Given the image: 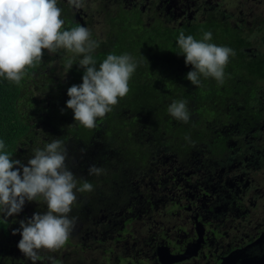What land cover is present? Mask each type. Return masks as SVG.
Wrapping results in <instances>:
<instances>
[{
	"label": "flooded vegetation",
	"instance_id": "flooded-vegetation-1",
	"mask_svg": "<svg viewBox=\"0 0 264 264\" xmlns=\"http://www.w3.org/2000/svg\"><path fill=\"white\" fill-rule=\"evenodd\" d=\"M94 2L99 7L91 10ZM57 3L63 27L76 24L102 31L121 9L139 10L147 29L153 24L190 29L216 21L226 31H242L243 50L264 56V0H83L78 10L69 0ZM65 7L70 8L68 16ZM98 11L104 20H95ZM258 89L262 101L251 104V112L245 115L227 111L222 120L221 115L214 118L218 138L198 144L199 150L191 156L157 151L139 167L129 161L121 178L114 176L112 167L106 177L101 174L95 179L96 189L87 195L102 200L89 207L91 211L79 213V225L88 235L77 251L81 254L75 256L77 264H241L248 257L262 255L264 80ZM253 112L259 115L256 120H251ZM229 133L239 134L241 141L226 139ZM222 136L225 143L219 139ZM121 179L126 186L121 185L115 195L118 186L114 183L120 185ZM87 195L81 194V203ZM115 196L124 202L116 205L122 208L118 211L116 206L105 205ZM87 242L100 254L90 252L85 257Z\"/></svg>",
	"mask_w": 264,
	"mask_h": 264
},
{
	"label": "trees",
	"instance_id": "trees-1",
	"mask_svg": "<svg viewBox=\"0 0 264 264\" xmlns=\"http://www.w3.org/2000/svg\"><path fill=\"white\" fill-rule=\"evenodd\" d=\"M69 9L64 8L65 16L70 14ZM111 20L102 38L89 27L90 38L99 45L91 53L97 67L108 54L127 53L139 64L129 81L128 94L119 98L111 112L97 119L95 128L88 129L76 122L73 110L66 105L70 99L68 88L83 82L85 69L79 65L82 54L65 49L55 53L45 50L40 61L26 67L19 84L0 77V140L5 142L4 151L26 165L34 148L60 139L68 149L67 164L79 185L85 180L93 185V191L77 193L78 199L69 213L76 218L75 223L80 220V209L85 203L84 200L81 203V194L84 197L93 193L97 186L95 179L101 176L88 174L91 165L102 167L105 177L114 167V176L121 178L129 161L139 167L157 151L191 156L199 150L198 144L218 138L214 118L221 115L222 120L227 111L235 116L245 115L251 112V104L262 101L258 88L264 80V56L243 50L246 43L242 31H226L216 21L195 24L190 29L155 24L147 29L139 10L121 9ZM74 27L76 24H69L61 31ZM181 31L197 40L210 31V43L219 45L216 41L221 37L222 46L234 50L235 55L230 56L225 67L223 84L201 76V84L196 86L186 78L193 66L185 63L183 54L177 53ZM181 99L187 102L190 115L187 123L176 120L167 111L173 100ZM251 116V120H256L259 115L253 112ZM226 136L237 143L241 141L239 134ZM219 139L225 143L223 136ZM23 214L24 209L10 217L0 213V264H33L18 248L22 236L15 230L20 228ZM70 243L72 238L67 242ZM40 255L41 261L36 264H52L47 262L50 254L41 250ZM59 261L55 258L56 264Z\"/></svg>",
	"mask_w": 264,
	"mask_h": 264
},
{
	"label": "clouds",
	"instance_id": "clouds-1",
	"mask_svg": "<svg viewBox=\"0 0 264 264\" xmlns=\"http://www.w3.org/2000/svg\"><path fill=\"white\" fill-rule=\"evenodd\" d=\"M69 4L77 10L84 6L83 0H69ZM61 14L57 0H0V77L19 84L26 67L40 61L45 50L55 53L65 49L82 54L79 65L85 69L83 82L68 88L70 99L66 105L73 110L76 122L93 129L97 119L111 112L119 98L128 94L129 81L139 61L127 53L108 54L97 67L91 53L99 45L90 38V29L79 26L61 31L65 24ZM211 40L210 31L204 32L202 40L186 36L183 31L179 34L177 53L193 66L186 77L193 85L201 84V76L223 84L225 67L230 56L235 55L232 48L210 43ZM68 67H72L71 62ZM167 111L178 121L187 123L190 119L185 100H173ZM5 147L0 140V213L9 217L19 214L26 201L41 202V198L46 205V211L21 220L20 228L15 230L22 236L18 248L36 264L41 261V250L56 252L66 245L75 226L76 218L69 213L78 199L77 193L91 192L93 185L87 180L79 185L67 164L68 149L60 139L34 148L26 165L12 159ZM103 172L94 164L88 169L90 176ZM48 259L56 264L54 257Z\"/></svg>",
	"mask_w": 264,
	"mask_h": 264
},
{
	"label": "rangeland",
	"instance_id": "rangeland-1",
	"mask_svg": "<svg viewBox=\"0 0 264 264\" xmlns=\"http://www.w3.org/2000/svg\"><path fill=\"white\" fill-rule=\"evenodd\" d=\"M252 2H254V0H251ZM90 9L91 10H96L98 9V5L97 3H91L90 4ZM95 20H104V16L103 14L100 13V11H98L96 17H95ZM100 24H102L103 22H99ZM97 34H99V37L102 38V33H105L108 28L104 29L101 31V28L100 27H97V28H94L93 29ZM61 69V67H60ZM59 69V70H60ZM116 186L115 188V195H118L119 194V189L122 186H126V181L125 179H121V184L119 185L117 182L114 183ZM108 190V188H106ZM98 192H101L99 190V188L97 189ZM107 195H112L113 193L111 191H107L105 192ZM97 196V195H96ZM115 197H117V199H115ZM112 198V201L116 202L117 204H119L120 206L124 203V202H121L120 201V197L119 196H115ZM102 200L101 197H95V196H92V195H87V199L84 203L83 206H81V210L80 212H83V211H88L90 210L89 207H92L94 208L97 204L98 201ZM108 201V200H107ZM112 201H108L107 204H105L106 206H116L115 203H113ZM26 207V208H25ZM23 209L25 210V215L23 214L21 218V220H27L29 218H31L33 216L34 213H37V212H44L46 211V205L43 203L42 201V198H41V202L39 201H35L33 200L32 202L30 203H26L25 202V205L23 207ZM122 209L121 207H118L116 206V210L115 211H118ZM91 211V210H90ZM113 211V212H115ZM109 211H104V213H107ZM22 214V213H21ZM103 214V213H102ZM101 212L98 213L99 216H102ZM79 221L76 220V223H75V226H74V229L71 233V236H72V243L70 244H67L60 250L56 251V252H49L47 250H42L44 251L45 253H48L50 254L52 257L54 258H59L60 259V264H77L78 262L75 260V256H79L81 254V252H77L79 249H80V246H81V241L84 240V238L87 237V233L86 231L84 230L83 231V226L82 225H79ZM90 226V225H89ZM136 229H138L139 231H142L143 233H145V228H141L139 226V224H136ZM91 229V228H90ZM89 244L88 246V249L87 251L84 253V256L86 257L90 252H94L92 255H97V254H100V251L98 249H94L93 246H90L91 244L89 242H87ZM77 252V254H76ZM69 255L71 257H69ZM68 257V258H66Z\"/></svg>",
	"mask_w": 264,
	"mask_h": 264
},
{
	"label": "water",
	"instance_id": "water-1",
	"mask_svg": "<svg viewBox=\"0 0 264 264\" xmlns=\"http://www.w3.org/2000/svg\"><path fill=\"white\" fill-rule=\"evenodd\" d=\"M241 264H264V251L262 255H255L244 259Z\"/></svg>",
	"mask_w": 264,
	"mask_h": 264
}]
</instances>
